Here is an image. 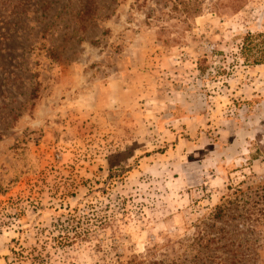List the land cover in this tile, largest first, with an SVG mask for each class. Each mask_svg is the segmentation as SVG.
<instances>
[{"label": "rangeland", "instance_id": "rangeland-1", "mask_svg": "<svg viewBox=\"0 0 264 264\" xmlns=\"http://www.w3.org/2000/svg\"><path fill=\"white\" fill-rule=\"evenodd\" d=\"M0 264H264V0H0Z\"/></svg>", "mask_w": 264, "mask_h": 264}, {"label": "trees", "instance_id": "trees-1", "mask_svg": "<svg viewBox=\"0 0 264 264\" xmlns=\"http://www.w3.org/2000/svg\"><path fill=\"white\" fill-rule=\"evenodd\" d=\"M201 62H202V61H201ZM249 62H250V61L247 60V63H249ZM262 62H263L262 58H254V60H253L252 62H250V63L256 65V64H261ZM200 69H201V71H205L206 68L201 67Z\"/></svg>", "mask_w": 264, "mask_h": 264}]
</instances>
